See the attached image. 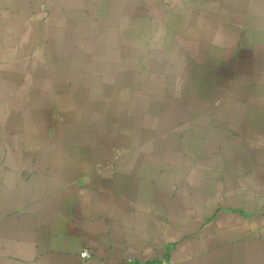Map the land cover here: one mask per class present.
<instances>
[{"label": "crops", "instance_id": "obj_1", "mask_svg": "<svg viewBox=\"0 0 264 264\" xmlns=\"http://www.w3.org/2000/svg\"><path fill=\"white\" fill-rule=\"evenodd\" d=\"M162 259L264 264V0H0V264Z\"/></svg>", "mask_w": 264, "mask_h": 264}, {"label": "built area", "instance_id": "obj_2", "mask_svg": "<svg viewBox=\"0 0 264 264\" xmlns=\"http://www.w3.org/2000/svg\"><path fill=\"white\" fill-rule=\"evenodd\" d=\"M81 256H82V259L86 260L89 258L90 254H89V252L85 251L82 253ZM154 264H169V262L166 259H162V260H160Z\"/></svg>", "mask_w": 264, "mask_h": 264}]
</instances>
